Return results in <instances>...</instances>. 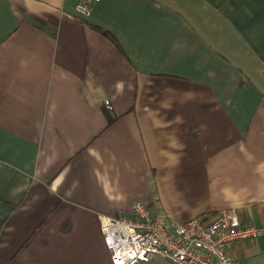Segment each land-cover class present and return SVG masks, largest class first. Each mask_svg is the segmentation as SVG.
Here are the masks:
<instances>
[{"label":"crops","instance_id":"crops-1","mask_svg":"<svg viewBox=\"0 0 264 264\" xmlns=\"http://www.w3.org/2000/svg\"><path fill=\"white\" fill-rule=\"evenodd\" d=\"M77 1L0 0V264H112L136 199L236 207L263 231L225 251L264 264V0Z\"/></svg>","mask_w":264,"mask_h":264},{"label":"built area","instance_id":"built-area-1","mask_svg":"<svg viewBox=\"0 0 264 264\" xmlns=\"http://www.w3.org/2000/svg\"><path fill=\"white\" fill-rule=\"evenodd\" d=\"M97 1L78 0L77 15H89L92 2ZM104 103L112 107L108 99ZM100 224L112 264H144L155 256L165 257L170 264H233L225 247L263 231L257 224L243 222L233 206L219 209L208 221L195 215L169 222L165 215L152 212L147 199L134 200L128 215L101 216Z\"/></svg>","mask_w":264,"mask_h":264}]
</instances>
